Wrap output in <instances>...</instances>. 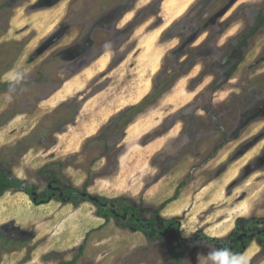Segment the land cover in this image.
I'll use <instances>...</instances> for the list:
<instances>
[{
    "label": "rangeland",
    "instance_id": "1",
    "mask_svg": "<svg viewBox=\"0 0 264 264\" xmlns=\"http://www.w3.org/2000/svg\"><path fill=\"white\" fill-rule=\"evenodd\" d=\"M0 168L43 201L50 185L123 198L182 239L237 248L238 231L264 230V0H0ZM177 236L106 222L93 201L0 199V264H63L84 243L76 264H178ZM260 241L249 264H264ZM184 248L180 264L206 251Z\"/></svg>",
    "mask_w": 264,
    "mask_h": 264
},
{
    "label": "trees",
    "instance_id": "2",
    "mask_svg": "<svg viewBox=\"0 0 264 264\" xmlns=\"http://www.w3.org/2000/svg\"><path fill=\"white\" fill-rule=\"evenodd\" d=\"M256 31H257L256 28H252L245 37L240 39L239 43L244 42L245 40L253 37ZM173 81H174V77L172 76L161 78L156 88V91L150 97L143 100L137 106L127 110L124 114H122L119 117L117 122L123 121V126L129 125L136 115L143 113L146 107H148L153 101H155L161 95H163L168 90L169 86L172 84ZM182 186H184V184H182L179 187L174 199L170 200L169 202L175 201L178 198L179 190ZM11 190L24 192L25 194L29 195L36 204H42V203L45 204L50 202L54 198L64 204L73 203L76 206H78L80 203L84 201H93V203H95V205L99 209V216L105 218L106 222L109 221L111 218L119 219L121 221H125L126 219L130 218L132 227L136 231L142 232L144 235L148 237V239L152 241L167 236L172 229H175L178 233L176 239L177 245L172 251L171 257L178 264L182 262L187 252V248H184V244H188V247H190L193 245V240L196 239H201L210 242H214V241L219 242L218 240L207 237L202 233L198 234L192 240L182 239V237H180L179 235L180 232L179 222L176 220L165 221L164 227L160 229L157 226L156 219L152 221L142 220L137 215V207L135 206L123 205L120 209H117L116 202L124 203L126 200L123 198L118 199L115 202V201H110L108 199L92 197L91 195L79 189L69 188L67 190H62L58 186L52 185V188L47 190L49 196L43 201L39 199V197L36 195L37 189L35 187L28 185L25 181L14 177L10 171L3 170L2 168H0V199L8 191ZM84 249H85V243L80 247L79 250L80 253L77 257H75L72 261L63 264H76L81 254L84 252Z\"/></svg>",
    "mask_w": 264,
    "mask_h": 264
},
{
    "label": "clouds",
    "instance_id": "3",
    "mask_svg": "<svg viewBox=\"0 0 264 264\" xmlns=\"http://www.w3.org/2000/svg\"><path fill=\"white\" fill-rule=\"evenodd\" d=\"M113 45L111 42L104 45L105 54H112ZM11 79L15 82L11 87L10 91H15V84H18L22 79L19 74L12 75ZM10 98V97H9ZM185 238L192 240L191 234H185ZM193 246L204 247L206 251L198 253L199 264H249V258L245 253H239L233 251L230 247L216 246L209 244L208 241L196 239L193 240Z\"/></svg>",
    "mask_w": 264,
    "mask_h": 264
},
{
    "label": "flooded vegetation",
    "instance_id": "4",
    "mask_svg": "<svg viewBox=\"0 0 264 264\" xmlns=\"http://www.w3.org/2000/svg\"><path fill=\"white\" fill-rule=\"evenodd\" d=\"M264 230H260L258 232H254L249 227L246 231L239 232L235 237L237 248H233L228 244H223V246L230 247L233 251L243 253L247 249V242L253 241L254 239L260 238V245L264 247ZM263 237V238H262Z\"/></svg>",
    "mask_w": 264,
    "mask_h": 264
},
{
    "label": "crops",
    "instance_id": "5",
    "mask_svg": "<svg viewBox=\"0 0 264 264\" xmlns=\"http://www.w3.org/2000/svg\"><path fill=\"white\" fill-rule=\"evenodd\" d=\"M64 1H65V0H64ZM57 8H58L57 6H55V7H51V8L48 9V11H49V10H52L53 12L59 13V10H57Z\"/></svg>",
    "mask_w": 264,
    "mask_h": 264
},
{
    "label": "water",
    "instance_id": "6",
    "mask_svg": "<svg viewBox=\"0 0 264 264\" xmlns=\"http://www.w3.org/2000/svg\"><path fill=\"white\" fill-rule=\"evenodd\" d=\"M52 186L50 185V188H51Z\"/></svg>",
    "mask_w": 264,
    "mask_h": 264
}]
</instances>
